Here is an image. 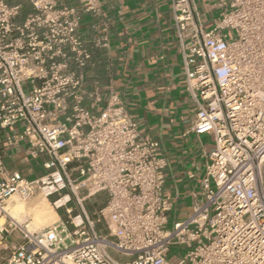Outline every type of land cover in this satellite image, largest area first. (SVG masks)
I'll use <instances>...</instances> for the list:
<instances>
[{"label":"built area","instance_id":"1","mask_svg":"<svg viewBox=\"0 0 264 264\" xmlns=\"http://www.w3.org/2000/svg\"><path fill=\"white\" fill-rule=\"evenodd\" d=\"M71 1L0 0V137L45 156L48 172L28 180L0 157V264H264V0H211L221 13L212 29L198 0H172L191 131L215 136L192 214L172 229L180 194L166 189L164 149L113 85L94 113L103 98L86 90L90 46L109 38L105 29L87 42L81 24L96 0ZM13 196L55 199L67 220L35 230L7 210ZM100 197L90 216L86 204ZM15 237L21 244L5 248Z\"/></svg>","mask_w":264,"mask_h":264},{"label":"crops","instance_id":"2","mask_svg":"<svg viewBox=\"0 0 264 264\" xmlns=\"http://www.w3.org/2000/svg\"><path fill=\"white\" fill-rule=\"evenodd\" d=\"M198 2L206 18H202L205 27L212 29L221 19L220 10L211 0ZM96 3L98 13H85L81 24V34L87 42L101 39L105 29L109 38L106 47L90 46L96 66L87 71L86 90L100 89L103 98L94 113L102 110L107 99L105 89L113 85L140 130L161 143L169 162L166 189L180 194L176 213H188L192 211L193 194H199L207 156L214 145L211 134L191 131L196 106L186 92L172 0ZM11 132L19 134L22 129ZM7 135L6 132L0 137V157L7 172L19 173L28 180L48 173L43 167L45 156L31 158L25 142L9 145ZM56 215L61 221L60 214ZM20 244L19 237L8 238L5 248Z\"/></svg>","mask_w":264,"mask_h":264},{"label":"rangeland","instance_id":"3","mask_svg":"<svg viewBox=\"0 0 264 264\" xmlns=\"http://www.w3.org/2000/svg\"><path fill=\"white\" fill-rule=\"evenodd\" d=\"M203 20H205L206 18L204 16H202ZM212 135V134H211ZM211 143L213 145H215V136L212 135L211 137ZM55 199H53L54 201ZM53 201L51 202V209L56 213L58 212L61 216V221L65 222L67 220V215L65 213V210H57L56 207L53 204ZM106 202V198L105 197H100L96 203H94V205L92 203H87V210L89 212V215L91 216V214H93L96 210L98 211L99 209H101L104 204ZM49 202L45 199V198H38L36 199L33 203L31 204H27V202H22L17 196H13L11 198V200L8 202V206L7 209L10 208L13 204H16L19 206V208H17V211L19 212V216L14 217L15 219H17V217H20L21 222H24L25 220H28V222H30V220L32 221V227H34L35 230H39V229H43L45 227H48L52 224H54L55 222L59 221V218H55V216H42L43 212L42 209H44L45 207H47V205ZM70 206L73 207L74 209L76 208L74 201L72 200V202L70 203ZM9 210V209H8ZM11 212V210L9 211ZM192 214V211L190 210L188 213H175L170 221V225H169V229H172L174 221H185L187 220ZM18 221V219H17ZM3 222V221H2ZM28 224V223H25ZM99 229H104L103 224L99 225ZM4 253H8V251H4ZM185 254L184 251H179L176 249H173L170 257H181Z\"/></svg>","mask_w":264,"mask_h":264},{"label":"bare ground","instance_id":"4","mask_svg":"<svg viewBox=\"0 0 264 264\" xmlns=\"http://www.w3.org/2000/svg\"><path fill=\"white\" fill-rule=\"evenodd\" d=\"M49 204V203H48ZM60 205H62V203L61 202H58L57 203V206H60ZM17 208H19V206L18 205H16V204H13L10 208H8L7 210L8 211H10L11 210V212H10V214L13 216V217H16V216H19V212L17 211ZM42 212H43V217L44 216H55V218L57 217V215H56V213L51 209V205L49 204V205H47V207H45L44 209H42ZM58 218V217H57ZM17 219H18V222H20L21 223V220H20V217H17ZM16 219V220H17Z\"/></svg>","mask_w":264,"mask_h":264}]
</instances>
